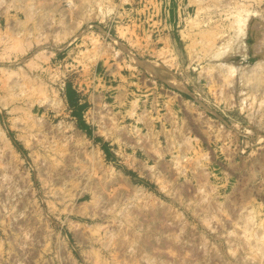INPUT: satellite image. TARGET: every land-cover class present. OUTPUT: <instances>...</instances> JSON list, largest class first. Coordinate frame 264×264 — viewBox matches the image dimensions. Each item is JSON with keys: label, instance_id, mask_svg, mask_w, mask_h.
Returning <instances> with one entry per match:
<instances>
[{"label": "rangeland", "instance_id": "374dc122", "mask_svg": "<svg viewBox=\"0 0 264 264\" xmlns=\"http://www.w3.org/2000/svg\"><path fill=\"white\" fill-rule=\"evenodd\" d=\"M0 264H264V0H0Z\"/></svg>", "mask_w": 264, "mask_h": 264}, {"label": "bare ground", "instance_id": "6f19581e", "mask_svg": "<svg viewBox=\"0 0 264 264\" xmlns=\"http://www.w3.org/2000/svg\"><path fill=\"white\" fill-rule=\"evenodd\" d=\"M139 65L149 74H156V69L153 66V64L150 61L144 60V61H140ZM155 76V75H153ZM168 82V81H167ZM170 85H177L175 82H168ZM178 86V85H177ZM176 87V86H175ZM183 88V87H182Z\"/></svg>", "mask_w": 264, "mask_h": 264}]
</instances>
